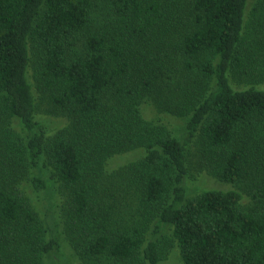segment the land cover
Here are the masks:
<instances>
[{
	"label": "trees",
	"instance_id": "trees-1",
	"mask_svg": "<svg viewBox=\"0 0 264 264\" xmlns=\"http://www.w3.org/2000/svg\"><path fill=\"white\" fill-rule=\"evenodd\" d=\"M248 14V0H0V264H161L174 245L184 264H264V86L243 84L264 59V0ZM40 105L69 126L53 135ZM198 138L219 187L189 196Z\"/></svg>",
	"mask_w": 264,
	"mask_h": 264
},
{
	"label": "rangeland",
	"instance_id": "rangeland-1",
	"mask_svg": "<svg viewBox=\"0 0 264 264\" xmlns=\"http://www.w3.org/2000/svg\"><path fill=\"white\" fill-rule=\"evenodd\" d=\"M260 0H248V16L251 17V13L254 10V7L257 5ZM167 37V36H166ZM164 37V40L166 39ZM255 48H260L264 52V46H254ZM252 67L251 72L248 75H244V83H257L258 85L264 86V59L263 56L259 59L251 62ZM32 73V71H31ZM43 105H40L41 108ZM45 106V105H44ZM43 106L41 113V117L39 119L42 122L44 128L49 129L52 134H57L60 131H63L65 128L69 126V120L64 117H55L53 115H48L45 113V107ZM145 118L151 120L157 124H163L171 129L181 130V126L178 125V120L173 118L165 113H160L153 110V107L147 106L144 108ZM201 140L199 142V138L196 139L189 153L190 160V179L186 182L187 190L189 196H193L194 194H199L205 190L219 187L216 181L210 175V171L207 167H202L200 162V148L202 146ZM144 151V150H143ZM142 150H136L130 153H125L119 155L117 159H113L111 163H109L107 169L108 172L112 175L116 170L124 167V165L137 160V157L142 156ZM200 164V165H199ZM32 197V196H31ZM129 197V196H128ZM64 201V199H63ZM169 231L164 234H168ZM69 254V253H68ZM71 261L67 263L60 254L54 253L53 255L46 256L44 264H130V263H122L116 262L115 260L109 258L108 256H102L101 258H94L90 260H84L76 257L70 258ZM64 261V262H63ZM63 262V263H62ZM161 264H184L181 258L180 250L177 245H174L168 253L167 258L162 261Z\"/></svg>",
	"mask_w": 264,
	"mask_h": 264
}]
</instances>
